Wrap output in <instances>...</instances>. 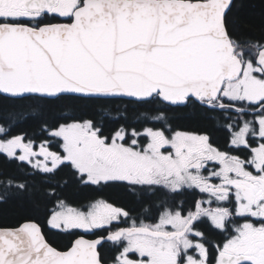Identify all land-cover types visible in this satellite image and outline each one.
<instances>
[{
    "label": "snow or ice",
    "instance_id": "6c2138e0",
    "mask_svg": "<svg viewBox=\"0 0 264 264\" xmlns=\"http://www.w3.org/2000/svg\"><path fill=\"white\" fill-rule=\"evenodd\" d=\"M235 0H0V97L19 110L0 119V156L26 175L70 169L98 193L171 197L143 209L145 223L106 199L84 207L50 189L46 223L0 227V264H264V38L232 30ZM159 105L142 130L110 135L92 119L44 124L36 143L17 119L46 105ZM192 107L223 119L227 146L172 128L167 113ZM58 145L56 151L52 146ZM67 184V181H64ZM7 193L26 179L0 176ZM202 194L191 208L176 197ZM239 218V219H237ZM242 221V222H241ZM227 234L210 257L206 233Z\"/></svg>",
    "mask_w": 264,
    "mask_h": 264
},
{
    "label": "trees",
    "instance_id": "16d2710c",
    "mask_svg": "<svg viewBox=\"0 0 264 264\" xmlns=\"http://www.w3.org/2000/svg\"><path fill=\"white\" fill-rule=\"evenodd\" d=\"M235 3L237 7L233 9L230 17L234 34L242 40L264 38V0H235ZM157 107L159 105L140 106L119 100L108 104L46 105L41 113L15 120L12 130L17 133L24 129H35L34 133H38L44 124L51 126L64 122V116L68 113L75 119H92L95 123H100L101 126L112 130L125 126V119L120 113L126 108L136 109L139 113L143 110L150 113ZM16 110H19L18 105L0 97V119L6 118L9 113ZM167 115L172 128L184 130L191 128L188 107L174 108ZM136 116L140 117V115ZM0 176L14 177L17 182L26 179L30 189L23 193L15 191L7 193L6 202H0V227H17L28 220L36 221L42 226L50 242L57 247H63L67 241L62 238V234H53L47 227V215L54 207V201L47 195L48 191L56 189L61 198L75 207H84L94 201L99 194L101 196V193L92 188L78 184L71 170L67 168L58 171L54 177L48 179H30V175H26L25 171L18 168L15 163L0 156ZM40 176V174L34 175V177ZM64 181H67V184H64ZM2 194H4L3 189H0V195ZM116 194L113 199L125 205L127 200L120 189Z\"/></svg>",
    "mask_w": 264,
    "mask_h": 264
},
{
    "label": "flooded vegetation",
    "instance_id": "af4514ba",
    "mask_svg": "<svg viewBox=\"0 0 264 264\" xmlns=\"http://www.w3.org/2000/svg\"><path fill=\"white\" fill-rule=\"evenodd\" d=\"M188 108H189L188 117H189L190 122L192 123L191 128L187 130L178 129V128H173V129L181 130V131H191V132H197V133H206L212 138V141L214 144H216L222 149H225L227 146L228 134L226 130L222 127L223 119L221 117H218L214 113L205 112L199 108H192V107H188ZM97 126L102 128L105 135H110L115 129L122 127L120 126V127H117L111 130L109 128L101 126L100 124H97ZM138 130H142V128ZM11 131L13 135L25 134L26 137L35 140L36 143H39L44 138V134L41 132V130H39V132L37 131L38 133H34L35 129L33 130L24 129L17 133L13 131L12 129ZM52 150L53 151L59 150L58 145L52 146ZM40 175H41L40 177H34V175L32 176L30 175V179H48V177H45L42 174ZM120 190L123 193L124 198L127 200V203L125 205L113 199L116 192H118V189H107L106 191L101 193V196H99L100 195L99 194L95 200L103 198V199L108 200L109 202L116 204L117 206L124 207L131 211L132 216L134 218H137L138 220L144 219L145 223H152L156 219L155 207H153L152 213L150 215L144 213L143 209L145 207H148L149 205H155L159 203V201L164 200V199H167L169 204L173 203L171 197L170 196L165 197L163 193L157 194L152 197H148L146 195L127 194L125 190L123 189H120ZM201 198H202V194L189 190V191L184 192L183 194L178 195L176 197L175 202L176 203L183 202L186 207L191 208L194 205V202ZM201 230L206 233L207 240L209 242V247H210V257L214 259L216 252H215V248L213 247V245L215 244L222 245L225 242V240L228 238V236L225 233H221L215 229L210 228V226H208L207 223H205V225L202 226Z\"/></svg>",
    "mask_w": 264,
    "mask_h": 264
},
{
    "label": "rangeland",
    "instance_id": "374dc122",
    "mask_svg": "<svg viewBox=\"0 0 264 264\" xmlns=\"http://www.w3.org/2000/svg\"><path fill=\"white\" fill-rule=\"evenodd\" d=\"M145 113L146 112H144V110L143 112L139 113L136 109L126 108L125 110L121 111L120 114L125 119L126 127H136L137 129H141L144 126H151V122H146L145 120ZM136 115H140V117H137Z\"/></svg>",
    "mask_w": 264,
    "mask_h": 264
}]
</instances>
